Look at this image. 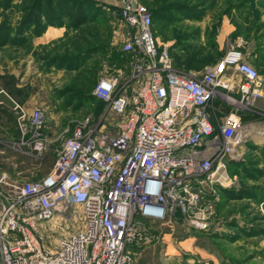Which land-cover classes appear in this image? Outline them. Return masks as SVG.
I'll return each mask as SVG.
<instances>
[{"label":"built area","instance_id":"2783aa9c","mask_svg":"<svg viewBox=\"0 0 264 264\" xmlns=\"http://www.w3.org/2000/svg\"><path fill=\"white\" fill-rule=\"evenodd\" d=\"M118 2L129 31L119 48L131 55L129 69L108 73L91 94L120 117L113 130L75 124L40 178L0 174L1 264H135L136 247L149 238L142 221L208 231L220 189L235 186L230 162L241 159L249 137L238 111L264 119L258 69L232 46L204 72L181 71L160 45L150 9L140 0ZM228 71L241 76L239 95L229 92ZM214 98L235 110L218 118L210 111ZM44 125L43 112L33 109L15 143L30 136L41 155L49 143ZM75 206L80 224L53 241L46 220Z\"/></svg>","mask_w":264,"mask_h":264},{"label":"rangeland","instance_id":"374dc122","mask_svg":"<svg viewBox=\"0 0 264 264\" xmlns=\"http://www.w3.org/2000/svg\"><path fill=\"white\" fill-rule=\"evenodd\" d=\"M58 1L43 3L41 10L30 11L33 0H0V110L8 114L0 115V174L22 181L50 172L57 151L71 135L75 124L99 123L113 130L111 122L120 117L108 112L105 104L98 105L90 100L88 91L79 93L78 88L71 86L74 78L85 79V71L94 66L98 70L95 84L106 73H116L117 68L109 69L113 51L112 55L93 53L85 63L82 58L60 62L61 57L78 55L73 43L89 35L88 30L94 27L102 29L103 43L113 49L121 47L129 31L120 21L118 0H67L61 6ZM140 1L147 7H155L157 2L165 4V1L167 5L183 6L180 10H170L175 19L166 34L169 38L163 37L158 27L154 28L160 45L172 47L173 60L175 54L184 59L200 53L207 60L211 50L208 41L212 35L217 41L224 22H229L232 31L227 36V48H220L217 41L221 56L232 46L243 51L250 45L264 47V0ZM29 15H34L35 24L28 25ZM47 27L55 28V33H63L35 46L33 41ZM239 39L241 44H238ZM118 60L119 64H130L126 57ZM195 60V65L201 64ZM262 62L264 65V59ZM212 64L214 62H206L196 70L204 72ZM175 66L184 72L192 70L185 65ZM256 68L264 82V67ZM226 103L233 106L229 101ZM259 107L264 109V104ZM35 108L43 112L49 131L43 133L48 141L49 137H56L49 141L47 150L41 155L33 150L30 136L23 144L15 143L19 123L23 121L27 126ZM246 130L264 136V119L247 121ZM241 155L243 164L230 172L236 177L231 189L242 195L223 199L211 228L205 232L178 233V226L142 221L149 238L140 246L135 264H264V137L259 141L248 138ZM67 212L65 217L56 212L46 220L50 229L47 232L53 241L58 240L60 233H72L80 224L75 217L80 214L79 206L70 207ZM47 225L44 226L48 229Z\"/></svg>","mask_w":264,"mask_h":264},{"label":"trees","instance_id":"16d2710c","mask_svg":"<svg viewBox=\"0 0 264 264\" xmlns=\"http://www.w3.org/2000/svg\"><path fill=\"white\" fill-rule=\"evenodd\" d=\"M54 0H33V6L30 8V11H34V10H41L42 9V5L43 3H47L50 4L52 3ZM67 0H59L58 1V5H62L63 2H66ZM159 1V0H158ZM165 1V0H164ZM42 3V4H41ZM158 3V2H157ZM155 3V7H148L150 9V11L152 12L153 15V20H154V28L158 27L164 34L163 37L169 38L168 36H166L167 31L170 29V25L173 23L174 21V16L172 13H170V10H176V9H182L181 7L183 6H179L176 4V6H171V4L168 3V5L166 4V1L164 2L165 4H157ZM153 5V4H152ZM29 18V24H35L34 21V15L33 17L31 15L28 16ZM160 21V22H159ZM156 25V26H155ZM102 29L100 27H94L93 29L90 28L88 30V34L84 36L83 38H81V41H77L76 43H73V45L75 46V50L77 51L76 54L78 55H73V56H68L66 58L61 57L60 58V62H63V59H68V61H72V59H76L79 60L82 58V62L85 63L87 62V60L91 57V55L94 54H99V53H103V54H108L111 53L112 55V51H113V56L111 57V63L115 64L116 68H121V69H125L124 71H127L129 69V65L127 64H119V60L118 58L120 57H126L128 60V64L129 62H131V55L123 52L120 48L117 49H113L110 45H108L107 43H103L102 41V36H103V32L101 31ZM155 31V30H154ZM156 33V32H155ZM208 45L211 48V50L208 52V58L207 60H205L204 56L202 53H200L198 56L194 57H184V59L175 54L174 56V61L175 64L182 66L185 65L188 69H200L201 67H203V65L206 62H214L216 63V60L218 58H220L221 53L218 50V43L215 39V36L212 35L211 39L208 41ZM171 52H172V47H171ZM173 55V54H172ZM195 59H198L199 61H201L200 65H195ZM219 60V59H218ZM217 60V61H218ZM54 61V60H52ZM75 62V61H74ZM73 64V63H72ZM83 65V64H81ZM80 66V65H79ZM115 68V69H116ZM96 74H98V70H96V67H92L89 68L85 71V79H82L79 81V79L74 78L73 82L71 83V86L78 88L79 89V93H81L82 91H88V95H89V99L92 100L95 103H98V105H103L105 104L104 101H102L99 98L94 97L91 94V86L92 84L95 82V78H96ZM79 77H81V75H79ZM95 84V83H94ZM235 109L233 108V106H230L228 103H226V101H224L221 98H214L211 102H210V111L213 113V115L215 114L218 118H221L227 114H229L230 112L234 111ZM238 113H240V115L242 116L243 121H249L252 119H257V118H262L260 115L250 111V110H246V109H242L239 110ZM4 114V115H8L5 111L0 110V115ZM10 118V115H9ZM243 164V161L241 160H232L230 162V170L235 171V169L237 167H239L240 165ZM220 195H221V199L220 201L217 203V211L216 213L221 209V207L223 206V199L224 198H232V197H240L242 194L237 191V190H233V189H220ZM1 264V263H0Z\"/></svg>","mask_w":264,"mask_h":264},{"label":"crops","instance_id":"0c3cea01","mask_svg":"<svg viewBox=\"0 0 264 264\" xmlns=\"http://www.w3.org/2000/svg\"><path fill=\"white\" fill-rule=\"evenodd\" d=\"M53 30H55V28L47 27L46 30L43 32V34L41 36L37 37L35 41H33L34 45L36 46V45H39V44H45V43L51 41V39H55V38L59 37L63 33V32H60V31L55 33ZM231 31H232V28H230L229 22H224V24L222 26V29L220 30V32L218 34V37H217V41L219 43L220 48H223V47L227 48V44H228L227 36L230 34ZM52 33H54V34H52ZM114 42L112 43V45L114 44ZM238 44H241V40L240 39L238 40ZM169 49H170V52H171V48L170 47H169ZM246 49H247V51H243L242 50L244 52V54H245L246 59L251 64H253L255 67H259V68L264 67L263 62H262V60L264 59V47H263V45H260V47H258L256 45H254V46L250 45V46H247ZM171 55H172V52H171ZM109 67H110L109 69H111V70L113 69V67L116 68L115 64H113V63H111V65H109ZM191 71L198 72L197 70H194V69H192ZM107 74L108 73H106L105 75H107ZM227 78L231 79V81L233 82V87H232V89L229 92L237 95L238 94V84H239V82L241 80V76L239 74H237V73L236 74H231V71H228ZM260 104H264V99L263 98H261V99H259L257 101V106L258 107L260 106ZM43 132L44 133H49V131H47V129H46V124L44 125ZM45 136H46V134H45ZM248 136H249L248 137L249 139H253V140H256V141H259V139H262L264 137L262 134H255V133H249ZM55 138H56L55 136L49 137L50 140H54ZM243 148H244V145H243V147L241 149V153L243 151ZM13 179H15V178H13ZM177 226H178L177 227L178 233L196 231V230L187 231L183 227H181L179 225H177ZM138 251H140V248L136 247V254H138Z\"/></svg>","mask_w":264,"mask_h":264}]
</instances>
